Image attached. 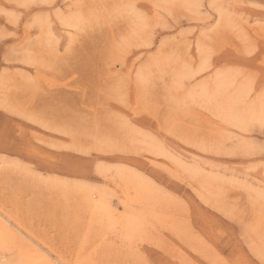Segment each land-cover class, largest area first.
Instances as JSON below:
<instances>
[{
	"label": "rangeland",
	"instance_id": "374dc122",
	"mask_svg": "<svg viewBox=\"0 0 264 264\" xmlns=\"http://www.w3.org/2000/svg\"><path fill=\"white\" fill-rule=\"evenodd\" d=\"M0 211L2 264H264V0H0Z\"/></svg>",
	"mask_w": 264,
	"mask_h": 264
},
{
	"label": "bare ground",
	"instance_id": "6f19581e",
	"mask_svg": "<svg viewBox=\"0 0 264 264\" xmlns=\"http://www.w3.org/2000/svg\"><path fill=\"white\" fill-rule=\"evenodd\" d=\"M101 199V198H100ZM127 207V206H126ZM127 210V209H126ZM131 211V210H130ZM127 212V214L125 215V223H130V222H134L136 219V215L131 211V212ZM124 212V211H123ZM122 212V213H123ZM111 218L115 215L114 213H112ZM123 216V215H122ZM4 220H7V217L0 211V249L1 250H8L9 248V244L7 243L6 239H5V234H4V229L3 226H5L4 224ZM120 220V219H119ZM11 225V224H10ZM22 249V248H21ZM5 250V252H6ZM20 250V249H19ZM23 250V249H22ZM25 251V250H24ZM35 252V251H34ZM36 253V252H35ZM46 255V254H45ZM44 254H37V255H30V254H26L23 252H19L17 254V256L15 257V259L13 260V262L11 264H44L45 261L51 263L49 261V257L45 256ZM43 262V263H42ZM2 264V263H0ZM46 264V263H45ZM52 264V263H51Z\"/></svg>",
	"mask_w": 264,
	"mask_h": 264
}]
</instances>
